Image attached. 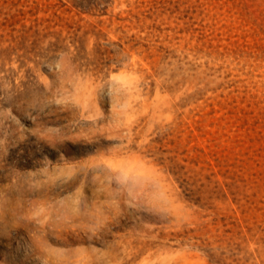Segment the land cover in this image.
Instances as JSON below:
<instances>
[{
	"label": "rangeland",
	"instance_id": "obj_1",
	"mask_svg": "<svg viewBox=\"0 0 264 264\" xmlns=\"http://www.w3.org/2000/svg\"><path fill=\"white\" fill-rule=\"evenodd\" d=\"M0 264H264V0H0Z\"/></svg>",
	"mask_w": 264,
	"mask_h": 264
}]
</instances>
